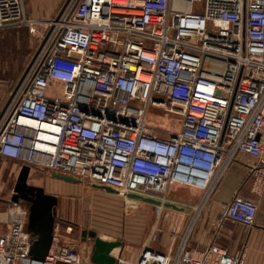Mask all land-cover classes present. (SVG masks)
<instances>
[{"label":"built area","instance_id":"1","mask_svg":"<svg viewBox=\"0 0 264 264\" xmlns=\"http://www.w3.org/2000/svg\"><path fill=\"white\" fill-rule=\"evenodd\" d=\"M20 25L45 32L2 110L1 158L160 206L174 185L210 196L238 154L257 160L253 186L264 183V0H66L46 23L26 20L22 0H0V29ZM151 108L176 116V131L149 127ZM256 213L234 197L220 222L252 227ZM24 227L0 236V264H82L57 228L33 260ZM117 260L245 262L216 244L190 255L185 242L173 256L144 247Z\"/></svg>","mask_w":264,"mask_h":264},{"label":"crops","instance_id":"2","mask_svg":"<svg viewBox=\"0 0 264 264\" xmlns=\"http://www.w3.org/2000/svg\"><path fill=\"white\" fill-rule=\"evenodd\" d=\"M22 1L26 20L37 22H46L54 18L66 2V0ZM256 163L254 157L238 154L210 196L206 197L203 191L174 185L168 188L166 199L176 208L143 204L145 206L142 205L139 212L146 215L151 212L150 208L155 213V207L158 209L152 223L153 230L145 240L141 238L134 240L131 235L130 237L98 236L103 240L122 242L123 247L116 248L111 253L121 262L133 263L144 247L173 256L185 242V250L190 255L197 256L209 245L216 244L230 255L243 254L244 264H264V183L258 188L254 187L249 171L250 166ZM51 179L54 180L52 176ZM45 192L58 199L56 192ZM234 197L256 204L257 213L252 227H245L228 220L220 222L226 206ZM3 201L8 200L0 199V205L8 207L0 209V236H5L12 224L22 222L25 226V234L31 239L26 228L28 206L25 203L21 207L17 204L8 205ZM156 224L160 225L161 235L160 241L155 242L151 236L154 234ZM68 225L73 228L71 234H66L64 231L65 226ZM54 228L58 229L56 233L63 244L75 246L82 264H92L90 257L93 252V240L81 238V231L89 229L67 218L58 217V213L55 214Z\"/></svg>","mask_w":264,"mask_h":264},{"label":"rangeland","instance_id":"3","mask_svg":"<svg viewBox=\"0 0 264 264\" xmlns=\"http://www.w3.org/2000/svg\"><path fill=\"white\" fill-rule=\"evenodd\" d=\"M63 7L64 4L58 14L49 21L57 18ZM36 28L37 32L34 34L24 25L0 29V116L40 50L45 25ZM147 123L154 129L176 131L179 120L174 115L164 117L158 109L151 108L147 114ZM19 170L20 166L17 162L0 157V199L10 200ZM28 184L41 187L47 192H56L58 217L81 224L89 229L87 231H94L105 237L131 235L134 240L140 238L145 240L153 230L152 223L158 209L155 207L156 213L152 212V208L147 215L141 213L139 211L145 204L143 202L125 201L119 196L108 194L87 184L52 180L47 171H31ZM22 204L24 203L19 202L17 205L21 207ZM7 207L0 205L1 210ZM160 235V225L156 224L151 238L155 242L160 241Z\"/></svg>","mask_w":264,"mask_h":264},{"label":"water","instance_id":"4","mask_svg":"<svg viewBox=\"0 0 264 264\" xmlns=\"http://www.w3.org/2000/svg\"><path fill=\"white\" fill-rule=\"evenodd\" d=\"M30 172L28 166L20 167L12 196L9 201L3 202L7 204L23 202L28 206L26 228L31 235L29 255L33 260L43 261L52 244L58 199L56 196L47 194L41 187L29 185L28 177ZM51 176L54 179L68 183H79V181L69 176L59 174H51ZM93 188L117 196V192L110 188L101 186H93ZM128 198L154 206L159 205L158 202L152 199L140 198L134 195H129ZM166 206L176 208L174 204H167ZM81 238L93 240V252L90 257L92 264H118V260L111 253L114 249L123 247L121 241L103 240L96 232L87 230L81 231Z\"/></svg>","mask_w":264,"mask_h":264},{"label":"bare ground","instance_id":"5","mask_svg":"<svg viewBox=\"0 0 264 264\" xmlns=\"http://www.w3.org/2000/svg\"><path fill=\"white\" fill-rule=\"evenodd\" d=\"M161 208H162V206H161Z\"/></svg>","mask_w":264,"mask_h":264}]
</instances>
